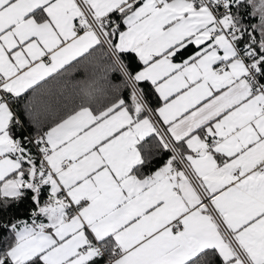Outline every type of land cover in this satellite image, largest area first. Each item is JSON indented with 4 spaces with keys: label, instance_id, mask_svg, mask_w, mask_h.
<instances>
[{
    "label": "snow or ice",
    "instance_id": "6c2138e0",
    "mask_svg": "<svg viewBox=\"0 0 264 264\" xmlns=\"http://www.w3.org/2000/svg\"><path fill=\"white\" fill-rule=\"evenodd\" d=\"M0 264H264V0H0Z\"/></svg>",
    "mask_w": 264,
    "mask_h": 264
}]
</instances>
